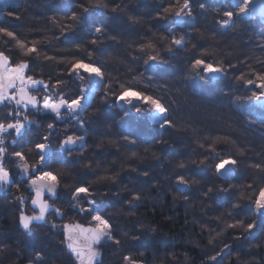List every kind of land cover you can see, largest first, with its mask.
Here are the masks:
<instances>
[{"label":"trees","instance_id":"1","mask_svg":"<svg viewBox=\"0 0 264 264\" xmlns=\"http://www.w3.org/2000/svg\"><path fill=\"white\" fill-rule=\"evenodd\" d=\"M55 1L58 4L56 9L60 11L56 14L57 20H64V25L74 23L66 19L70 13H66V10L74 3H80L78 6L82 12L80 5H84L83 0ZM104 2L108 7L99 11L102 15L99 21L85 20L81 28L67 33L64 36L66 40L62 37L58 43L55 41L59 36H54L48 28L46 3V6L42 3L36 7L34 12V8L30 6L26 9L19 8L29 11L25 13L28 16L21 17L19 24L13 22L17 15H8L10 10L0 12V27L15 32L17 38L29 46L38 41L36 46L40 54L38 58L23 57L16 48L15 41L9 42V38L3 34H0V49L4 50L5 45V51L11 48L17 52L16 58L19 59L20 54V59H30L33 64L31 70L37 71L44 80L49 79L51 83L56 80L66 81L60 86V90L72 98L80 94L81 86V81L77 82L67 73L72 59L83 58L87 61L91 52L92 59L105 73L104 79L97 85L96 95L89 108L83 113L87 130L83 154L78 148L71 156L65 152L72 165L57 167L60 169L58 174L67 176L61 183L63 187L71 185L68 188L73 191L74 187L78 186L76 182L83 180L90 190L96 188L92 190L95 194L109 196L108 207L103 209L102 214L111 217L116 237L121 244L105 245V255L113 259L120 258L119 264L124 255H130L140 261L144 258L143 261H148L149 264H168L170 256H179V264H211L212 255L220 252L223 244L234 241L238 244L240 240L247 242V233L242 228L226 227L228 217H225L223 212L226 208L231 209L232 205L223 208L221 206L224 203L216 204L218 197L210 201L207 199L209 195H204L208 191L205 179L207 175L212 174L208 167H212L214 161L209 159L206 166L192 165L189 161L208 155L207 146L212 143V138L226 135L229 140L218 145L221 156L230 153L240 161L230 183L233 184L237 179L242 183H256L258 188L260 180L264 179V172L252 167L255 164L264 167V106L246 99L251 96L253 89L246 90L243 83H237L235 79L242 72L255 78L250 69L264 70V19L255 15H234L235 27L224 31L219 24L225 18L223 12L232 10L235 13L237 10L224 0H193L195 20L186 17L184 25L178 26L169 34L167 29L172 27L171 22L159 19L157 12H162L161 4L167 6L171 1L163 2L159 6V1L152 0ZM201 2L206 5L205 10L200 9ZM114 7L116 11H113ZM130 16L138 17L139 22L133 23L129 20ZM93 24L105 29L95 45L90 42L96 38ZM20 26L22 28H15ZM201 33L204 34L203 37ZM162 35L165 37L163 40L160 39ZM173 36H183L185 45L167 53L164 49ZM148 41H152L156 48L141 50V46ZM11 44L14 46L10 47ZM77 44L80 45L79 49ZM193 44H196L195 48L192 47ZM156 50L160 51L163 62L158 66L152 65V62L145 64L147 55L155 54ZM205 51L207 56H202ZM45 56L54 59L45 60ZM197 57L205 58L214 64L223 63L228 69L226 80L220 78L209 83L195 77L190 71V64ZM229 64L236 67L229 69ZM92 82L95 83L94 80ZM83 83L90 86L87 77ZM227 83L228 88L231 90L234 86L242 98L233 99L231 91L226 87ZM121 85L160 99L168 109L167 116L173 121V127L161 130L158 124L152 122L153 112L143 104L139 105L143 110L138 113L129 106L119 108L115 102L101 103L106 86L110 93L115 95L119 93ZM123 129L133 132V138L137 141L135 146H125L122 136L126 132ZM73 131L77 135L84 134L78 128L71 130L69 134ZM110 140L117 143L110 144ZM97 144H102V147L97 149ZM201 144L204 145L203 148L200 147ZM240 150H243V155H240ZM133 151L137 153L136 156L131 155ZM89 161L91 167H85ZM181 161L187 164L186 168L177 167ZM144 172H147L148 176H144ZM105 175L116 176V181L98 180V177ZM180 175L189 182L187 185L177 182V176ZM212 175L216 183H221L215 173ZM91 182L93 185H88ZM214 188L218 190L215 185ZM192 190L193 196L190 195ZM244 190L254 195L252 190ZM133 192L141 197L135 202V207L126 203L131 199ZM213 196H217L214 191ZM248 210L238 215L237 219H243L247 224L251 218L257 223L260 220V227L264 225V218L252 214V206H249ZM3 224L7 231L16 228L6 222ZM139 225L146 227L140 228ZM130 228L132 231L141 229L145 232L130 234L122 231ZM134 236H139V239L134 240ZM237 236H240V239H235ZM181 243L183 251L178 250ZM246 245L248 244H244ZM168 248H172L175 253H167ZM246 251L243 250L238 258L245 260V253L254 256L253 258H256L257 253H263L256 248H246ZM141 253L144 255L141 256ZM160 253L166 258L159 257L160 255L157 257ZM236 253L231 255L234 257ZM224 256L223 264H235L232 256ZM184 257L186 260H183ZM261 260H253L252 263L264 264V258Z\"/></svg>","mask_w":264,"mask_h":264},{"label":"snow or ice","instance_id":"2","mask_svg":"<svg viewBox=\"0 0 264 264\" xmlns=\"http://www.w3.org/2000/svg\"><path fill=\"white\" fill-rule=\"evenodd\" d=\"M231 6L238 11L234 13L232 10H226L223 12L222 19L219 24L220 28L224 31L234 28L233 22L234 15L245 17L254 16L258 9L252 7L253 0H230ZM82 12L78 15L77 12L72 11L70 20L74 23L71 25H64L61 27V36H65L69 32H75L78 28H81L84 21V14L90 13L94 8H107L108 4L104 0H89L87 5H80ZM162 12H157L159 19H167L171 22L172 27L167 29L169 34L173 33L178 26H183L185 18H191L195 20V14L193 11V0H176L175 4H168L164 6L160 5ZM201 10L206 9L204 3H200ZM71 11V8L68 9ZM116 11V8H113ZM259 14L264 18V9L259 10ZM9 16H14L15 13L9 11ZM18 18V17H17ZM52 23H59L55 17L50 18ZM129 20L133 23H138L139 18L130 16ZM105 32L102 26L95 27L96 38L90 42L97 44L101 35ZM0 34L9 38L10 41H15L16 48L19 49L23 57H39V49L37 48L38 41H34L31 46L26 44L23 40L17 38L15 32L10 31L6 27H0ZM203 37V33L200 34ZM60 37H57L59 39ZM114 39V38H113ZM161 40L165 39L162 35ZM185 39L183 36L180 38L172 37L170 43L164 49L165 52L171 53L176 47H184ZM77 49L80 45H76ZM193 48L196 44L192 45ZM155 49L156 45L152 41H148L147 44L141 46V50ZM207 51L202 53V56H207ZM93 53L89 52L88 60L83 58H75L70 62V66L67 69L69 76L74 77L81 81L78 95L74 98L69 97L63 91L60 90V86L65 84L66 81L56 80L55 83L49 85L42 78H36L33 75L28 74L32 69V63L30 59L16 60L15 52L9 48L7 51L0 50V105H3L9 110L0 117V191H6L11 186L13 178L16 175V171H19V175L24 178L23 182H26V188L24 191L31 195L30 204L34 206L38 211H34L33 214L28 215L25 211V205L29 203L26 195H19L16 197L17 204L19 206L18 215V227L25 233L31 234L33 222L48 223L47 215L49 213L54 214L57 218L63 220L67 214L65 209L54 206L50 201H55L60 198L61 183L67 179V176L54 173L52 170H45L49 167L53 160L62 165L71 166L70 161L63 155L65 152L69 156L78 148L80 153L83 154L86 147V121L83 119V113L87 110L89 105H85V99L89 102L92 100V94L97 90V85L105 77V73L92 59ZM45 60L54 59L53 57L45 56ZM152 62V65L158 66L160 62H163V58L159 50L155 51V54H148L145 64ZM235 65H228V68H235ZM190 71L195 77L200 80L207 81L209 83L217 81L220 78L227 76L228 69L225 68L223 63H212L202 57H197L191 61ZM255 76V79L246 78V73H241L236 76L237 82H242L244 88H252L251 96L246 99L255 102H264V70L255 71L250 69ZM85 77H87L90 84V91L88 87L84 85ZM96 78V82H92V78ZM38 86H42L44 95L40 97L35 95L34 92L38 91ZM87 92V95H86ZM239 99V98H237ZM115 102L118 105H128L129 108H134L136 112H141L143 109L139 106L143 104L147 106L150 112L159 114L157 119H153V123H159L161 130L165 127H173V121L168 118V109L158 98L146 94L143 91L135 90L132 87H125L121 85V89L118 94H111L108 86H106L105 94L101 98V103ZM264 106V104H262ZM62 110H64L74 123L69 127V123L64 121L65 127L63 130V139L59 140V149L54 151L52 146L53 131L56 129V121H63ZM28 111H32L37 114H48L54 117L53 122L46 125L47 134L40 138L41 142L34 143V148H30L29 151H34L39 159L34 164H29L27 156L23 150L9 151L7 137L12 136L10 146L16 145V138L22 137L28 130L29 126L35 124L39 127V122L33 118H30L27 114ZM99 111V109H97ZM23 113V114H22ZM127 114V111H126ZM79 129L84 132L83 135H75L69 132L73 129ZM126 132L122 136L125 146H135L137 141L133 138V132L130 129H123ZM229 140L228 136H215L212 138V143L207 146L208 155L202 159H191L189 161L192 165H207V161L212 159L214 161V171L219 178L223 180H232L235 172L239 167L240 161L227 154L221 156L218 150V145L221 142ZM110 144L115 145V140H110ZM234 143V141H233ZM97 149L102 147V144L96 145ZM204 147L203 144L200 145ZM132 156H136L137 153L133 151ZM240 155H243V150H240ZM6 162H14V167L6 166ZM85 167H91L89 161ZM178 168L184 169L187 164L181 161ZM255 169L264 172V167L260 164L252 165ZM135 171L136 169H132ZM144 176H148L147 172L143 173ZM98 180H110L116 181V176L105 175L98 177ZM177 182L181 185H187L189 182L184 176H177ZM78 186L74 187V191L71 193V202L67 205V208L76 213L78 216L90 217L89 224L85 226L79 222L69 223L65 222L60 227L62 228L63 239L61 244L67 250V253L74 258L73 264H103L101 259L102 252L100 249L106 244H114L119 246L121 241L116 237L114 231V225L111 222V217H106L102 214L103 209L108 205L102 201L97 200L94 193L87 186L83 180L77 181ZM65 187H71V185H65ZM235 185H229L228 187H221L219 191L228 192L230 188ZM247 189L252 190L253 194L245 195L240 192V199L247 201L252 206V214L261 218H264V179L259 182L257 188L256 183H249L245 185ZM19 190V189H18ZM213 189L210 187L208 191L204 193L207 196ZM140 195L136 192L132 193L130 200L126 201L130 206L135 207L136 201L140 200ZM187 199V198H185ZM83 202V203H82ZM84 204L87 207L83 206ZM240 204H232L233 209H238ZM231 216V213H229ZM56 224H51V228L57 229ZM140 228H145V225H139ZM226 227L229 229L243 228L247 233L246 239L253 238V230L257 228V222H249L245 224L243 219H237L232 223H227ZM154 232L155 229H152ZM260 231H264V225L260 227ZM127 235V233H125ZM219 235V233H217ZM134 240H138L139 236H134ZM240 239V236L235 237ZM211 243V238L210 241ZM230 245L225 244L220 252H217L215 256L211 257L212 264H215L217 258L221 256L224 249L229 248ZM144 253H141L143 256ZM44 257L40 251H36L35 259L30 260L29 264H40ZM123 260L125 264H142L141 261L134 259L130 255H124ZM222 264V261L220 262Z\"/></svg>","mask_w":264,"mask_h":264},{"label":"bare ground","instance_id":"3","mask_svg":"<svg viewBox=\"0 0 264 264\" xmlns=\"http://www.w3.org/2000/svg\"><path fill=\"white\" fill-rule=\"evenodd\" d=\"M18 0H14L11 4H14L13 6V10L10 9V6L8 8V10H10L11 12L15 13V15H17L20 18H15L13 20V22L15 24H19L21 23V17H25L28 16L25 13H29L28 10H19V7H16L15 4L19 5L17 3ZM264 0H253V4L252 7L255 8H260L263 6ZM9 5V4H8ZM26 9V8H25ZM34 16V15H32ZM17 28H22L20 27H15ZM14 29V30H16ZM18 31V30H17ZM66 37L63 38V40ZM1 44V43H0ZM8 46V45H7ZM14 44H11L10 47H13ZM3 49L6 50V46L3 45ZM1 50V49H0ZM221 51H224L223 49H220ZM15 54H17V52H15ZM19 59L22 58V56H20V54H18ZM16 58V57H15ZM18 58H16V60H19ZM25 59V58H24ZM33 67V64H32ZM28 74L33 75L36 78H41L39 73L37 71H30ZM46 82L49 83V85L53 84L51 82H49V79H45ZM38 91L34 92L35 95H38L40 97H43V95L45 94L43 91L42 86H38ZM8 108H5L3 105H0V117H3L4 114L8 111ZM29 112V111H28ZM27 112V114H28ZM23 114V113H22ZM48 115V114H45ZM33 127H35V125H31L29 126L28 130L25 133L30 132L31 129H34ZM37 128V127H35ZM36 136V134L34 133H29L25 140H23L20 143L21 144L19 147H14L15 149H13L10 145H11V141L13 139L12 136L7 137V141H8V145L9 146V151H14V150H20L24 143H28V140L34 139V137ZM23 137V136H22ZM22 137H18L16 138L17 141L21 140ZM41 142L40 139L36 138L35 142ZM34 143L28 144L29 147H33L34 148ZM58 149V147L54 146L53 150L56 151ZM25 152V154H31L32 151L30 152L29 150H23ZM66 158L67 156L65 154H63ZM28 159V157H27ZM32 164V163H31ZM70 165H72V163L70 162ZM6 166L8 167H14V162H6ZM51 167L55 168V172L54 170L51 169V167L46 168L45 170H52L54 173L59 172V168L60 166H64V167H70V166H66V165H62L60 163H57L55 160L52 161V163L49 165ZM66 169V168H65ZM16 175L13 179V186L16 182H21L24 180L23 177H21L20 175H18V171H16ZM18 176V177H17ZM11 184V185H12ZM26 185V182L24 184ZM88 185H93V183H89ZM93 189L96 188H92L91 191ZM60 191L63 193V197L64 199L70 200L71 199V193L74 191H71V188L68 187H63V185L61 184L60 187ZM100 191V189L98 190V192ZM95 195V197L97 198V200H102L104 201L106 204L109 201V196L107 197V195H100V194H95L94 191H92ZM15 193V190H13L12 188L9 189V187L7 188L6 191H0V264H29L30 260H34L35 259V253L36 251H40L44 257L43 261L40 262V264H73L74 258L71 257L68 253L67 250L64 248L65 252L62 251V253L60 255L56 254L53 250L49 249L48 247V239L51 238V236L54 235L55 233V229L51 228V224L53 223H44V222H33L32 225V232L31 234H27L25 233L21 228L18 227V215H19V206L17 204V201H15V198L13 197ZM68 194V196H67ZM59 199H57V204H59ZM85 205V204H84ZM87 207V205L85 206ZM34 211H38V209L33 210ZM8 214L10 215H7ZM33 214V213H32ZM186 216L187 214L184 213ZM31 215V214H29ZM87 219V218H85ZM47 221H48V217H47ZM4 222H6L7 224L9 223L10 225H12L14 230H11V228L9 230L11 231H7L6 227L4 226ZM81 224H84L85 226H87L89 224V221L87 222H80ZM48 226H50L51 229H48ZM5 227V228H4ZM120 230V229H119ZM121 231V230H120ZM124 232H129L130 234L133 233H139L142 234L145 231L142 232L141 229H136L134 231H132V229H128V230H122ZM53 238V237H52ZM7 239V241H5ZM7 242V243H6ZM108 245V244H106ZM49 246H52L49 244ZM104 248V247H103ZM105 249V248H104ZM104 249L102 252V261L103 264H119V259H113L111 258V256H107L105 255ZM56 254V255H55ZM222 255V253H221ZM122 261H124L123 259L121 260V264H125ZM140 261V260H139ZM144 264V262H143Z\"/></svg>","mask_w":264,"mask_h":264},{"label":"rangeland","instance_id":"4","mask_svg":"<svg viewBox=\"0 0 264 264\" xmlns=\"http://www.w3.org/2000/svg\"><path fill=\"white\" fill-rule=\"evenodd\" d=\"M14 0H0V12H5V11H7L8 10V8H7V6L9 7L10 6V9L11 10H13V6H14V4H11L12 2H13ZM16 1V0H15ZM84 1V5H87L88 4V2H89V0H83ZM104 1H108V0H104ZM112 3H113V0H110ZM144 1V0H143ZM146 1V0H145ZM152 1H159L160 3L158 4L157 3V5L159 6L161 3H163V2H170L171 1V3L170 4H175L176 3V0H152ZM225 2H228L229 4H230V6H231V2H230V0H224ZM17 3L19 4V5H17V4H15V6L16 7H19V8H22V9H24V8H26V7H33L34 9H33V11L32 12H34V10H35V8L36 7H38V6H40L42 3H43V6H46L44 3H46L47 5H48V28L49 29H51V32L53 33V35L54 36H56V35H58L60 38L59 39H56V43H58L59 42V40L62 38V37H64V36H61V32H59L60 31V29H61V27L62 26H64V20H57V15L56 14H58L60 11H58L56 8H57V6H58V4L56 3V1L55 0H48V2H43V0H39V1H36V0H18L17 1ZM93 3H95L94 1H93ZM9 4V5H8ZM78 4H80V3H74L73 5H71V11H69V10H66L67 12L66 13H69V15H68V17L66 18V19H68V20H70V17H71V14H72V11H75V12H77V14L79 15L81 12H80V9H79V6H78ZM263 4V6L262 7H260L259 9H258V11H257V13L255 14V16H257V17H260V18H262L261 16H260V14H259V10L260 9H264V2L262 3ZM27 5V6H26ZM76 6V7H75ZM232 7V6H231ZM74 9V10H73ZM103 9H101V8H94L93 9V11H91L90 13H87V14H84V21L85 20H88V21H90V20H92V19H95L96 21H99L100 20V17L102 16L101 15V13L99 12V11H102ZM237 10V9H236ZM238 11V10H237ZM51 17H55L56 18V20L59 22V23H57V24H54V23H52V21H51ZM262 19H264V18H262ZM71 22H73V21H71ZM65 24H68V22H65ZM71 24H73V23H71ZM97 25L96 24H93L92 25V28L94 27H96ZM52 35V36H53ZM51 44H54V43H52L51 42ZM69 65L67 64L66 65V67H68ZM68 69V68H67ZM245 73V72H244ZM247 74V73H246ZM248 76V75H247ZM249 77V79H255L254 77H250V76H248ZM73 79H75L74 77H72ZM226 77H223L222 79H225ZM247 78V77H246ZM77 82H79L80 80H78V79H75ZM92 80H94L95 82H96V78L95 77H93L92 78ZM226 80V79H225ZM228 82V81H227ZM237 83H239V82H237ZM240 83H242V82H240ZM228 83L226 84V87H227V89L229 90V91H231L230 93L232 94V97H233V99L234 98H238V97H241V96H239V94L237 93V91H236V89H235V87L233 86L232 87V89L230 90L229 88H228ZM86 87H88V90L90 91V86H86ZM86 95H87V92H86ZM96 95V92H94L93 94H92V100H93V97ZM242 98V97H241ZM92 100H91V102H92ZM198 100V99H197ZM91 102H89L87 99H85V105H89L90 106V103ZM256 104H258L259 106H262V104H264V102H255ZM116 104V103H115ZM89 106L87 107V109L89 108ZM116 106L117 107H119V108H121V107H125V106H128V105H118V104H116ZM151 116H152V122H153V119H157L158 118V116H159V114H157V113H152L151 114ZM156 124H158L159 125V123H156ZM59 149V148H58ZM57 149V150H58ZM96 166V165H95ZM51 169L52 170H55V168L54 167H51ZM208 169H210V171H211V173L213 174V173H215V171H214V164L212 165V167H208ZM212 174H209L210 176H208L207 175V177H206V179H205V182H206V187L207 188H212L213 189V191L215 192V194H217V196H213V191L211 192V193H209L208 195H209V198H207L208 200H210V201H212V200H214V199H217V197H218V201L216 202V204H223L221 207H223V208H225L226 207V205L227 206H231L232 204H234V203H238V204H240V207L238 208V209H233L232 208V206H231V209L230 208H226V210L223 212L224 214H225V217H228V219H227V222L228 223H232V222H234L235 220H237V218L240 216V214L242 215V213H245L247 210H248V208H249V206H251L249 203H247V201H245V200H243V199H240V192H244L245 193V195H249L250 193H246V192H248V191H246V190H244L246 187H244L245 185H247V183H242L241 181H238L237 179H236V181H234V183H235V187H233V188H230L229 189V196L227 197V194H228V192H221V191H219V189L221 188V187H228L230 184L231 185H234V183L232 184V183H230V181H232V180H223L222 178H219L217 175H216V173H215V176H216V178L218 179V180H220L221 181V183H216V180H215V178H214V175H212ZM222 184V185H221ZM214 185L218 188V190L216 191L215 190V188H214ZM241 185V186H240ZM242 187H244V189H242ZM190 195H194V192H193V190L192 191H190ZM208 195L206 196V197H208ZM214 197H216V198H214ZM199 204L202 206L203 205V203L202 202H199ZM205 204H206V202H205ZM84 206H86V204L84 205ZM229 206V207H230ZM224 210V209H223ZM248 212H250L249 210H248ZM229 213H231V216L229 215ZM239 215V216H238ZM234 217V218H233ZM232 221V222H231ZM253 220H251V218H250V222H252ZM257 222V221H256ZM260 220L258 221V223H257V228L256 229H254V234H253V238L252 239H247V242L246 241H243V240H240L239 242H238V244L234 241V242H232V243H227L228 245H230V247L229 248H227V249H224V251H223V253H222V255L220 256V257H218L217 258V263L216 264H220V262L221 261H225V258H223V256L224 255H229V256H232L231 258H232V260L235 262V264H256V262L255 263H252L253 262V260L254 261H256L257 259H260V261H262L261 259H263L264 258V231H260ZM243 229V228H242ZM244 230V229H243ZM242 232V231H241ZM260 237V238H259ZM259 238V239H258ZM5 241H7V239L5 240ZM7 243V242H6ZM244 244H248V245H246V246H244ZM225 244H223L222 245V247H221V249L223 248V246H224ZM180 246V245H179ZM183 245H182V243H181V246H180V248L178 249V250H180V251H183V248H181ZM246 248H256V250L257 249H259L261 252H263V253H257V254H255V257L256 258H253L252 257V255H248L247 253H245V254H243L244 256H246V259L245 260H243V259H240V258H238V256L240 255V253L242 254L243 252V250H245L246 251ZM237 250V251H236ZM163 251V250H162ZM176 251H177V249H176ZM221 251V250H220ZM235 252H237L236 254L237 255H235L234 257H233V255H231V254H234ZM247 252V251H246ZM167 253H169V254H172V253H175V251L174 250H172V248H168L167 249ZM177 254V253H176ZM160 255V256H159ZM162 257V258H166V256L163 254V253H160V254H158L157 255V257ZM213 256H215V254L214 255H212V257ZM152 257V256H151ZM173 257H175V258H173ZM225 257V256H224ZM155 258V257H154ZM180 257L179 256H172V258H171V256H170V258L168 259V261H167V263L168 264H179L178 262H181L180 261V259H179ZM144 260V258L141 260V262H142V264H143V262H144V264H149V262L148 261H143ZM183 260H186V258L184 257V259ZM123 262V261H122ZM152 262V261H151ZM183 262V261H182ZM210 262H211V264H212V261L210 260ZM124 263V262H123ZM162 264H165L164 262H161ZM153 264H156V262H154ZM222 264H223V262H222ZM258 264H259V262H258Z\"/></svg>","mask_w":264,"mask_h":264},{"label":"flooded vegetation","instance_id":"5","mask_svg":"<svg viewBox=\"0 0 264 264\" xmlns=\"http://www.w3.org/2000/svg\"><path fill=\"white\" fill-rule=\"evenodd\" d=\"M28 115H29L30 118H33V119H35V120H37L39 122V127H37L34 124L35 127H37V128L33 127L34 129H31L30 132L25 133L23 135V137H22L21 140H19V141L16 140V145L15 146H11L13 149H15L14 147H19L21 144H23V143H20V142H22L23 140H25L26 136L29 133H31V132L34 133V134H36V136L34 137V139L28 140V143H24L23 147L20 150H26V149L29 150L30 148H33V147H29L28 146L29 142H30V144H32V143L35 142L36 138L40 139L42 136H44L45 134H47L46 125L48 123H50V122H53V120H54V117H51L50 115L37 114V113H33L32 111H29L28 112ZM62 116H63V121H56L57 127L53 131L52 142H51L53 147L56 146V147L59 148V140L64 138L63 137V130H64V127H65L64 121H67L69 123V125L72 124V123H74V121H71L70 116L64 110H62ZM75 135H77V134H75ZM26 156L28 157V163L29 164H31V163L34 164L39 159V157L36 156V154H35L34 151H32L31 154H27ZM49 167H51V166H49ZM49 167H48V169H49ZM18 175H19V171H18ZM14 178H16V177H14ZM24 184H25V182L22 183V181L21 182H16L14 184V186L12 184L9 187V189L12 188L13 190H15V193L13 195V197L15 198V201H16V197L19 196V195H22L23 194V195H26L27 196L29 203L25 205V211H26V214L29 215V214H32L33 213L34 206H32L30 204L31 195L28 194V193H26L24 191V189L26 188V186ZM62 194L63 193L61 192V196L59 198V202H60L59 204H57V200L50 201V202L53 203L54 206L61 207L62 209H65L66 210L67 214L64 216L63 220L57 218L52 213H49L47 215L48 222L49 223H54V224H56L58 226L57 229L54 230L55 231L54 235L51 236L50 239H48V243L50 245H52V246H49V244H48L49 249L53 250L58 255H60L62 253V251L65 252V250L63 248V245L61 244V241L63 239V234H62V228L60 226L63 223H65V222H69V223L79 222L80 223L82 221L83 222L84 221L85 222L90 221V217H83L82 215L81 216H78V215H76L75 212L69 210L67 208V205L71 202V199L66 201L64 199V197H63ZM67 196H68V194H67ZM85 218H87V219H85ZM48 229H51L50 226H48ZM103 249L104 248L102 247L100 249V251H103Z\"/></svg>","mask_w":264,"mask_h":264}]
</instances>
